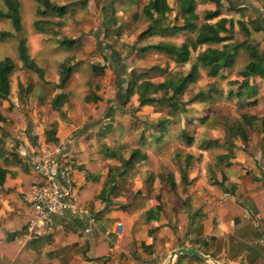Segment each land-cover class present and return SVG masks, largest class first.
Masks as SVG:
<instances>
[{
	"label": "clouds",
	"instance_id": "9594fccd",
	"mask_svg": "<svg viewBox=\"0 0 264 264\" xmlns=\"http://www.w3.org/2000/svg\"><path fill=\"white\" fill-rule=\"evenodd\" d=\"M194 2V12L187 13L184 0H162L160 11L153 7V0H30L28 23L22 21L18 31L9 28L12 35L0 39V64L10 58L24 86L19 99H12L11 111L0 107V150L4 155L15 153L21 162L7 166L8 173L24 180V187L17 190L25 193L26 200L41 203L24 208L17 201L25 214L17 213L18 218L5 228H19L29 221L30 231H50L52 220L44 207L58 215L64 209L75 215L87 213V201L117 172L125 174L124 187L111 196L113 201H124L129 191L144 194L147 182H153L139 216L145 208L167 200L166 193L159 201L155 197L169 174L179 196L192 195L199 202L205 189L224 195L210 183L224 171V183L238 186L237 196L230 199L239 198L244 184L259 190L262 202L255 216L264 223V180L253 179L264 174V131L260 130L264 128V88L253 96L242 87L245 79L248 87L264 84V74L249 69L264 60V0ZM207 13L215 15L208 20ZM186 20L194 25L190 31L180 28ZM173 26L179 30L158 34L159 29ZM208 26L231 39L199 43ZM149 29L153 34L147 35ZM34 33L40 41L37 47L30 39ZM148 44L175 52L186 46L188 56L179 59L175 52L155 49L139 54ZM210 49L229 55V64L208 63ZM134 71L136 82L129 93ZM189 73L194 79H186ZM97 84L101 85L99 99ZM209 127L217 129L214 136L205 135ZM213 139L217 146L208 147ZM105 149L114 154L105 155ZM218 156L229 166L218 162ZM188 157L191 163L186 167ZM24 164L29 166L27 173L22 171ZM182 174L190 182L187 193L181 191ZM97 175L99 179H93ZM82 187L87 196L78 195ZM93 202V210L102 207L99 199ZM14 210L5 203L0 214ZM240 212L243 218L251 215L248 209ZM164 222L161 215L150 224ZM245 251L229 264H240ZM43 260V252L33 254L29 264Z\"/></svg>",
	"mask_w": 264,
	"mask_h": 264
},
{
	"label": "crops",
	"instance_id": "0c3cea01",
	"mask_svg": "<svg viewBox=\"0 0 264 264\" xmlns=\"http://www.w3.org/2000/svg\"><path fill=\"white\" fill-rule=\"evenodd\" d=\"M18 1L20 4V0ZM20 8L23 9L21 4ZM19 20L21 24V18ZM37 36L38 33H34L31 38L38 42V46L40 41ZM13 72L15 79L14 82H10V92L15 89L16 96L14 98L10 97L9 92L8 97L2 100L3 106L11 105L12 99L18 100L20 93L24 89L17 75L16 67ZM98 87L99 85L97 84L96 88L98 89ZM242 87L247 90L248 94L256 96L260 88H264V84H253L248 87V81H246ZM97 96L99 97V90ZM261 148L262 154H264L263 145ZM113 154L114 152L105 149V155L110 156ZM2 162L8 161L2 159ZM2 165L7 167L8 163ZM21 167L23 172L26 169L28 171V164H24ZM124 175V173L117 175L114 181L109 183L106 180L105 185L107 184L108 188L106 189L105 186L101 187L100 192L104 190L102 197L99 196L100 192L98 194L93 193V196L105 201V205L103 206L102 204V207L93 210V212L88 210L87 217L80 218L68 213L62 216H55L50 231L29 234V221H25L19 228H13L12 230L4 227L5 224L18 218L17 213L20 216L25 214L24 209L17 205V201L23 204L24 208L30 207L24 198L25 193L17 190L18 187H24L23 179H20L15 173L7 172L4 183L0 185V209H3L5 203H7L13 205L15 210L0 214V231L4 232V236L0 237V264H29V258L33 254L39 256L41 252H43L44 256L42 264H145L139 263L136 259L140 255L144 256L153 250L152 240L147 233L151 230L150 222L159 219L161 207L159 203L147 207L138 216L137 213L144 207L143 201L146 200V197H137L134 193L126 201H115L112 203L109 200L108 193L114 191L115 195H117L116 192L124 183ZM183 176L182 174L181 177L184 180L185 176L184 178ZM93 179L98 180V175L93 177ZM253 179L263 180L264 174L261 177H253ZM187 182L190 183L189 181ZM167 183L169 184V182ZM78 195L87 196L88 192L82 187ZM88 203L89 201H87V205ZM148 210H151L150 216L147 215ZM258 210L255 212L250 211V223L246 222L248 223L246 227L243 225L239 226L249 219L248 217L243 218L240 211L234 215L232 214L229 219L232 223H229V220L226 221L224 216H221L222 219H218L216 225L211 227L210 230L202 232L198 231L199 225L196 226L197 223H194V219H187L189 223L185 231L189 232L188 235L184 236L183 243L166 249L168 256L173 249L193 247L214 260H225L226 264H229V261L234 260L241 251H247L250 248L253 249L254 254H263L264 223L256 219L255 213ZM187 214L192 213L187 212ZM53 244L56 245L54 248L46 252L43 251ZM218 244L221 245L219 250L216 249ZM169 245L171 246L170 243ZM227 254L229 257H226ZM168 256L166 257L167 261ZM167 261L163 263H167ZM168 264H208V262L203 259H197L193 254L181 253L174 256Z\"/></svg>",
	"mask_w": 264,
	"mask_h": 264
},
{
	"label": "rangeland",
	"instance_id": "374dc122",
	"mask_svg": "<svg viewBox=\"0 0 264 264\" xmlns=\"http://www.w3.org/2000/svg\"><path fill=\"white\" fill-rule=\"evenodd\" d=\"M29 2L30 0H20L21 7L23 9L20 8V4H19V11H18L19 18H21L22 21H26L25 22L26 24L28 23L27 18H28L29 11H30L28 7ZM0 9H2L3 11L7 10L2 0H0ZM253 11H255V9H253ZM10 18L11 17L9 18L4 17L0 19V39H3L5 37H10L12 35V33L8 30L9 28L13 29ZM188 30L190 31V29ZM142 37H145V36H142ZM31 42L33 46H37L38 44V42L33 38H31ZM97 45L99 46V42H97ZM255 46L259 47V42H257ZM149 51L142 52L140 49L138 50L139 54H145ZM13 71L9 74L10 82H14V79H15L14 77L15 74ZM99 72L101 76L106 74L102 67L99 68ZM98 85L99 87L97 90H99V88L101 87L100 84ZM14 91L15 89L10 92V97L12 98L16 96ZM12 107H13V104H11L9 108H7V110L11 111ZM216 132H217V129L215 127H209L208 129L205 130V135L214 136ZM188 138L191 139V137H188ZM215 146H217L215 139L210 140L208 143V147H215ZM228 148H229V155H231L232 154L231 153V148H232L231 141H228ZM4 158L8 162H2V159ZM217 160L218 162H225V166L228 164L226 161H224V157L220 159L218 156ZM6 163H8V165L10 163L11 165H17V163L20 164L21 162L15 153H9L8 155H4L3 151L0 150V164H6ZM190 163H191V157H188L185 161V166L187 167L188 164ZM246 171L248 172L249 170H246ZM27 172L28 171L26 169L24 173H27ZM247 172L245 173L246 175H247ZM253 177L257 178L255 176ZM193 179H195V177ZM226 179H227L226 173L224 171H221L219 180H216L214 178L210 180V183L214 184L217 189H219L221 192L224 193L223 196L214 195L213 193L205 189L204 198L199 199V202H194L192 195H186L184 197L179 196L176 193L175 187L171 188L169 186L170 183L169 184L161 183L159 188L156 190L157 195L155 198L159 201L162 194L164 193L167 194V200L161 201L159 203L161 207V211L159 213V219L161 215H163L165 218V222L163 224H159L157 227L150 225L151 230L149 231V233H147V235H150L149 237L152 240L153 250L149 253H146L144 256L140 255L136 260L139 261V263H145V264H161L163 262H166L167 261L166 257L168 256L166 249H169L170 247H174L177 244L183 243L184 236L188 235L189 232L185 231V228L187 227L189 223L187 220L189 218H192V220L194 219V223H197L196 226L199 225L198 231L202 232V231L210 230L211 227L216 225L218 223V219L219 220L222 219L221 216H224V219L227 221L232 217V214L233 215L236 214L237 212L240 211V209L247 208L252 212H255L256 210L259 209V205L261 204L262 199H261V194L258 189L252 188L250 185L244 184L243 190L239 193V198L230 199V197L237 196L236 190L238 186L235 183L225 184L224 181ZM23 184H24V180H23ZM181 184L184 185L181 188V191L187 193L188 185L190 183H188L185 178L184 180L182 179ZM105 187L107 189L108 185L106 184ZM123 187H124V183L121 185V187H119V190H118L119 193L121 189H123ZM152 187H153V182L149 180L145 186V193L142 194L140 190H136V192H134V195L137 197L144 198L147 195L151 194ZM118 191L116 192L117 194H118ZM196 191L197 189L194 188L193 192L195 193ZM132 194L133 192L129 191L124 201H126L129 197L131 198ZM113 195H115L114 191L108 193L109 200L112 203L115 202L111 199V196ZM95 199H98V197L93 196V200ZM93 200H89V203L87 205L88 209L91 212H93V209L95 208V204ZM100 201L104 206L105 201L103 200H100ZM145 203H146V200L143 201V205ZM166 206L168 208V211H165ZM169 212L171 213V215H169ZM187 212L192 213V214H187ZM181 213H183V215H181ZM244 222L243 224L239 226H242V225L245 227L248 226V223L246 222L250 223V218ZM166 243L168 244L166 245ZM169 243L171 244V246L169 245ZM220 248H221V245L218 244L216 249L219 250ZM226 257H229V255L227 254ZM217 261H219L222 264H226L225 260H217ZM207 262L208 264H212L210 261H207ZM240 264H264V252L263 254H260V253L254 254L252 248L247 249L244 257L240 261Z\"/></svg>",
	"mask_w": 264,
	"mask_h": 264
},
{
	"label": "trees",
	"instance_id": "16d2710c",
	"mask_svg": "<svg viewBox=\"0 0 264 264\" xmlns=\"http://www.w3.org/2000/svg\"><path fill=\"white\" fill-rule=\"evenodd\" d=\"M4 3L5 8L7 9L6 11H3L2 9H0V19L4 18V17H11V22H12V26L13 29L15 30H19L20 29V20H19V15H18V11H19V1L18 0H2ZM195 2L194 0H184V11L187 13L190 12H194L195 10ZM153 7L157 10L160 11L161 7H162V0H153ZM166 7V6H165ZM215 15V13H207L206 14V19L211 20L212 17ZM35 23V22H34ZM220 25H218V27L222 30L223 25L221 22H217ZM194 27L193 24H191V20H186L185 24L181 25L180 28L181 29H192ZM241 27L243 28V30L247 33V28L244 27L243 25H241ZM179 30L177 29L175 26H173V28L171 30H167V29H159L158 30V34H166V32L168 31H176ZM153 34L152 30L149 29L147 35H151ZM145 36L144 33L141 34V37ZM222 39H231V37H220L216 30L213 29L211 26H208V30L206 33H204L200 39H199V43L201 44H215V43H219L220 40ZM71 42H69L70 44ZM226 49L228 48L227 45L224 46ZM235 47V46H233ZM257 47L255 45L252 46V51L254 52L255 49ZM158 50V51H165L168 54H172L175 52L174 49L171 48H165L163 45H152V44H148V45H144L140 48V50L142 52L145 51H149V50ZM195 50V48H194ZM209 54L208 56L205 58L207 60L208 63H212L215 64L216 66H227L230 62V56L226 55L225 53H218L216 50L214 49H210L209 50ZM175 55L179 58V59H186L188 56V49L187 47H183L179 52H175ZM94 68H96V66H93ZM15 69L14 64L11 62L10 58H9V62L6 64H0V107L3 108H9V106H3L2 105V100L6 99L9 95L10 92V80H9V74ZM249 69L251 72L254 73H261L264 74V60H261L260 62L256 63H252L251 65H249ZM215 70V69H214ZM240 75H246L245 73H240ZM186 79H194V75L193 73H189V76ZM247 81V79H245L243 81V84ZM135 82H136V76L135 74H133V77L129 80L128 82V86H127V91L130 93L131 90L133 89V87L135 86ZM242 84V85H243ZM97 98L99 99V97L97 96ZM127 97H125L126 99ZM58 102L54 101V103ZM143 102V101H142ZM149 102H152L151 100ZM0 119H3V116L0 115ZM253 119H255V117H253ZM261 131H264V128L260 129ZM187 142L190 143L191 139L187 138ZM208 146V145H207ZM264 148V145H263ZM220 159H222V156H219ZM5 159V158H4ZM111 171V169L109 170ZM6 174H7V167L6 166H0V185L4 183L5 178H6ZM123 172H117L115 175H111L108 179L107 182H111L114 181L115 177L117 175H122ZM184 178V176H183ZM168 182L170 183V187L174 188L175 184L172 182L171 179V174H169L168 176ZM32 181H29L28 184H31ZM104 195V190H102L99 193V196L102 197ZM147 215L150 216L151 215V210L147 211ZM197 259H200L199 257L195 256Z\"/></svg>",
	"mask_w": 264,
	"mask_h": 264
},
{
	"label": "water",
	"instance_id": "95a60500",
	"mask_svg": "<svg viewBox=\"0 0 264 264\" xmlns=\"http://www.w3.org/2000/svg\"><path fill=\"white\" fill-rule=\"evenodd\" d=\"M181 253L193 254L194 256H197L200 259L210 261L212 264H222L219 261L210 258L208 255L202 253L201 251H199L198 249L193 248V247H179L177 249L171 250L170 254L168 256L167 263H162V264H168L173 259L174 256L181 254Z\"/></svg>",
	"mask_w": 264,
	"mask_h": 264
},
{
	"label": "built area",
	"instance_id": "2783aa9c",
	"mask_svg": "<svg viewBox=\"0 0 264 264\" xmlns=\"http://www.w3.org/2000/svg\"><path fill=\"white\" fill-rule=\"evenodd\" d=\"M57 179H59V175H57ZM60 183L63 184L64 181L63 180H60ZM36 186L37 187H40L41 185L40 184H37ZM62 199L63 200H67V197H63ZM27 202L29 203L30 206L33 205V204L41 203L40 201H37V200H27ZM41 206L43 207V205H41ZM44 211L48 212L49 217L52 220V224L54 222V217L55 216H62L64 214H66V213L73 214L70 209H64L62 211V213H60L59 215L57 213H54V212L49 211L46 207H44ZM73 215H75V214H73ZM75 216L80 217V218H84V217H87V213H80V215H75ZM28 233L30 234V233H38V232H36L35 230L30 231L29 230V227H28Z\"/></svg>",
	"mask_w": 264,
	"mask_h": 264
}]
</instances>
